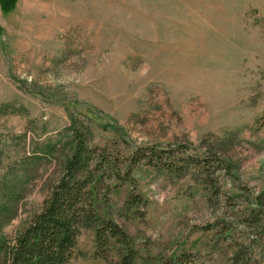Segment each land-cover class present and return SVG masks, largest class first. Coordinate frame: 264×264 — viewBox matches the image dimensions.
<instances>
[{
  "label": "rangeland",
  "instance_id": "obj_1",
  "mask_svg": "<svg viewBox=\"0 0 264 264\" xmlns=\"http://www.w3.org/2000/svg\"><path fill=\"white\" fill-rule=\"evenodd\" d=\"M74 132L103 175L102 222L65 264H115L127 247L133 264H264V0H0V196L22 186L8 237ZM212 151L225 167L208 158L206 176Z\"/></svg>",
  "mask_w": 264,
  "mask_h": 264
},
{
  "label": "trees",
  "instance_id": "obj_2",
  "mask_svg": "<svg viewBox=\"0 0 264 264\" xmlns=\"http://www.w3.org/2000/svg\"><path fill=\"white\" fill-rule=\"evenodd\" d=\"M107 127L109 122H99ZM114 129V128H113ZM75 133V132H74ZM68 152L61 161L59 175L51 183L48 192L41 201L39 208L34 211L11 237L1 230V226L16 214V204L22 189L20 181L15 185H3L0 196V264H65L71 254L76 236L81 227L91 224H100L101 214L98 207V183L102 180L101 174H96L92 168L94 149L86 145L85 139L73 134L70 136ZM55 143L45 146L47 151H53ZM152 152L159 150L156 145L149 146ZM150 151V152H151ZM204 154L203 165L206 167V176L209 171L208 158L217 161L215 168L225 167V158H220L213 151ZM145 155V153H144ZM146 156V155H145ZM95 159L96 168L106 163L105 159ZM147 158H153L147 155ZM197 163L201 164L197 159ZM230 169V163L227 164ZM164 169L177 175H183L181 166L172 162L164 164ZM15 186V187H14ZM213 189H218L212 182ZM256 207L259 211L264 208V197L256 195ZM140 200V197L127 199L128 205ZM105 228L110 235L116 236L121 242L127 243L124 234L112 220L105 221ZM96 237L100 238V226L95 229ZM105 236V235H104ZM126 248V246H125ZM121 255L115 264H133L136 253L131 247L120 251Z\"/></svg>",
  "mask_w": 264,
  "mask_h": 264
}]
</instances>
